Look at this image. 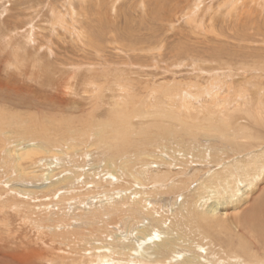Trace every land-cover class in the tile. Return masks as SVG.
Returning <instances> with one entry per match:
<instances>
[{"label": "rangeland", "instance_id": "rangeland-1", "mask_svg": "<svg viewBox=\"0 0 264 264\" xmlns=\"http://www.w3.org/2000/svg\"><path fill=\"white\" fill-rule=\"evenodd\" d=\"M148 219L264 261V0H0V264H139Z\"/></svg>", "mask_w": 264, "mask_h": 264}, {"label": "bare ground", "instance_id": "bare-ground-1", "mask_svg": "<svg viewBox=\"0 0 264 264\" xmlns=\"http://www.w3.org/2000/svg\"><path fill=\"white\" fill-rule=\"evenodd\" d=\"M125 109V108H124ZM224 117V116H223ZM262 123V122H261ZM230 125V124H229ZM226 131V130H225ZM29 132V131H28ZM41 133H44V135H49V137H50V134H49V132H48V129L46 128V127H43V130H41L40 131ZM123 132H125V133H128L127 131H122V133ZM240 133V132H239ZM25 135V134H24ZM244 136H239V138H247V139H249V138H251L250 137V134L249 133H246V134H243ZM85 136V135H84ZM49 137H47V138H49ZM52 137V136H51ZM230 138H232L233 140H232V144L234 143V141H236V139L237 138H233V137H230ZM34 139V138H33ZM21 140H23V139H21ZM18 141V140H17ZM23 141H26V140H23ZM33 141V140H32ZM47 142H48V140H46ZM50 142H51V140H49ZM55 141V140H54ZM20 142H22V141H20ZM36 142V141H35ZM64 142V141H63ZM57 143V142H56ZM231 143H229V145L231 144ZM49 144V143H48ZM51 144V143H50ZM97 146H99L97 143H95ZM23 145V147L22 148H15V149H12V150H9L8 151V154H9V157H11V153L12 154H16L17 155V163L18 162H20V161H25V160H28V159H31L33 156H36V155H43L44 153H46V150L43 148L44 146H43V144L41 145V144H35V145H32V146H30V145H28V144H25V142H24V144L23 143H21V144H19L18 146H22ZM85 145V144H84ZM233 145H235V143L233 144ZM62 148L64 147V146H61ZM68 147V146H67ZM100 148V147H99ZM64 149V148H63ZM73 149V148H72ZM240 149H242V148H240ZM74 150V149H73ZM212 150H214V149H212ZM70 151V150H69ZM106 151V150H105ZM112 152H113V150H112ZM214 152H219L218 150H216V151H214ZM240 152V151H239ZM57 153V152H56ZM67 153V151H59V154L60 155H63V154H66ZM114 154H115V152H114ZM117 154V153H116ZM50 155H52V154H50ZM92 155V154H91ZM101 155V154H100ZM104 155V154H103ZM113 158L114 157H111V158H109L106 162H104V167L105 168H110L111 167V163H112V160H113ZM90 161V160H89ZM90 163V162H89ZM54 164H57V162L55 163V162H52L51 160L48 162V163H46V164H44V166L45 165H48V168H50L51 166L53 167L54 166ZM59 164V163H58ZM20 165H21V163H20ZM261 166V165H260ZM17 167H19V166H17ZM20 168V169H19ZM19 168H17V170H16V174L18 175V176H23V174H26V172H24V170L22 171V169H21V167H19ZM47 168V169H48ZM16 169V168H15ZM241 169H243V167H241ZM50 170L51 171H53L52 170V168H50ZM255 172V171H254ZM42 174V173H41ZM246 174H248V173H246ZM27 175V174H26ZM29 175H31V174H28V176ZM52 175H54L52 172L50 173V171L48 170V173L46 174V180H51V178H52ZM67 178V177H66ZM71 178V177H70ZM246 178H248V177H246ZM54 180V179H53ZM61 180V179H60ZM255 180V179H254ZM71 181H73V180H71ZM46 182V181H45ZM55 182V181H54ZM63 183H64V181H63ZM54 184H56V183H54ZM57 184H59V183H57ZM66 184V183H65ZM61 185V184H60ZM48 186V185H47ZM52 186H53V184H52ZM47 189V188H46ZM246 194H247V192H246ZM246 194H244V195H246ZM134 196V195H133ZM105 201H109V200H105ZM105 201H103V202H101V203H104ZM99 204V203H98ZM96 206V205H95ZM110 206H112L111 204H110ZM218 206H219V204L218 203H214V204H212V205H210L209 207H207V210H208V212L206 213V212H204L203 211V213H205V214H207V215H210V216H214V215H216V214H214L216 211H217V208H218ZM101 207H102V204H101ZM105 207V208H104ZM99 209V208H98ZM109 208H107V204H106V202H105V204L103 205V208H102V210H103V215H105L106 214V212H108L109 210H108ZM113 209V208H112ZM140 209H142V207H140ZM99 211V210H98ZM112 211V210H111ZM142 212V211H141ZM111 216H112V214H111ZM231 218H230V220H231V222L234 224V225H236V224H239L240 225V227L242 226V220H240V218H239V216L238 215H236V216H230ZM239 218V219H238ZM106 220V219H105ZM108 220V219H107ZM148 223L147 224H143L144 226L143 227H137L136 228V234H138L139 236L138 237H133L132 235H130V233L129 232H127V233H129L128 235H130L131 237V239H130V246L128 245V249H127V251L129 252V256L130 257H132V258H135V259H140V257H144V260L143 259H141V260H139L138 262H139V264H154V258L153 257H156L157 258V260H162V259H164V258H166V257H169L170 255H172V254H174V253H177V251H178V249L182 246L183 248H184V250L186 251V252H190V253H188V254H190L189 256L187 255V257H185V258H183L182 259V264H234L232 261H231V259H234L235 261H236V263L235 264H243V261H240L239 259H238V256H237V254H235V252L234 253H232V252H230V254H231V257L230 256H228L229 254L228 253H222L223 251H221V252H214V253H209V255H210V257H208L207 259H206V261L205 260H201V258H200V256L199 255H197V256H195V248H194V246H193V248L190 246L191 245V242L187 239L186 241H187V245H182V242L180 241V238H179V236H178V234H174L173 232H172V228L171 227H159L158 229L157 228H155V227H157L158 226V224H153V222L151 221V220H149L148 219V221H147ZM226 222V221H225ZM142 224V223H141ZM134 227V226H133ZM243 227V226H242ZM241 227V228H242ZM125 228V227H124ZM129 228V227H128ZM240 229V228H239ZM244 229V228H243ZM129 231H131L130 229H129ZM132 231H133V228H132ZM117 232V233H116ZM172 232V233H171ZM116 234V235H115ZM158 235V236H156V238H154V239H156V240H153V237H155V236H153V235ZM192 234H193V232H192ZM112 235H113V237H112V239L115 241V242H117V243H119V241H122L121 239H122V237H124V233H121V232H118V230H114L113 231V233H112ZM146 237H152L151 239H148V240H146L145 242H143V241H140L141 239H146ZM255 239V238H254ZM151 240H153L152 242H150ZM197 240V239H196ZM200 241H201V239H199ZM200 241H198V242H200ZM93 242V241H92ZM123 243V242H122ZM202 243V242H201ZM247 243V242H246ZM87 244V243H86ZM126 244H128V243H126ZM193 245V244H192ZM202 245V244H201ZM105 246V245H104ZM102 247V246H101ZM100 248V247H99ZM104 248V247H103ZM205 248V247H204ZM135 249V255H133L132 256V252H131V250H134ZM96 250V249H95ZM126 250V249H125ZM183 250V249H182ZM207 249H205L204 251H206ZM91 251V250H90ZM242 251V250H241ZM243 251H244V249H243ZM249 251V250H248ZM97 252V251H96ZM179 252V251H178ZM182 252V251H181ZM208 252V251H207ZM92 253V252H91ZM98 253V252H97ZM96 253V254H97ZM123 253H124V251H123ZM204 253V252H203ZM219 253H222V254H219ZM248 253V252H247ZM246 253V254H247ZM94 254H95V252H94ZM150 256H149V255ZM228 254V255H227ZM241 254V253H240ZM245 254V253H244ZM122 255V254H121ZM169 255V256H168ZM128 256V255H127ZM174 256V255H173ZM199 256V257H198ZM251 255H250V253H248L247 255H246V257H247V259H248V257L251 259V257H250ZM222 257H224L223 259H222ZM242 257H244V256H242ZM246 257H244V258H246ZM106 258V257H105ZM104 258V259H105ZM128 258V257H127ZM252 258H253V256H252ZM93 259V258H92ZM101 259V258H100ZM104 259H101V260H104ZM106 259H108L109 260V258H106ZM105 259V260H106ZM242 259V258H241ZM254 259V258H253ZM256 261H254L255 262V264H264V261L263 262H261L262 261V259H260L261 261H259L258 259H259V257H256ZM148 260V261H147ZM252 260V259H251ZM107 261V260H106ZM105 262V261H104ZM110 262V261H109ZM150 262V263H149ZM239 262V263H238ZM246 262V261H245ZM254 262H252V264L254 263ZM251 263V262H250Z\"/></svg>", "mask_w": 264, "mask_h": 264}]
</instances>
